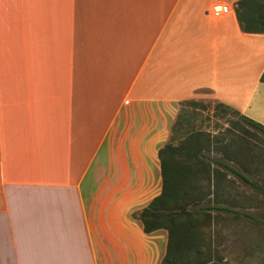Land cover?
<instances>
[{"label": "crops", "instance_id": "0c3cea01", "mask_svg": "<svg viewBox=\"0 0 264 264\" xmlns=\"http://www.w3.org/2000/svg\"><path fill=\"white\" fill-rule=\"evenodd\" d=\"M236 1L0 0V264H160L166 232L131 214L180 104L264 127V35Z\"/></svg>", "mask_w": 264, "mask_h": 264}, {"label": "trees", "instance_id": "16d2710c", "mask_svg": "<svg viewBox=\"0 0 264 264\" xmlns=\"http://www.w3.org/2000/svg\"><path fill=\"white\" fill-rule=\"evenodd\" d=\"M233 12L241 33L264 35V0H238L233 6ZM259 81L264 83V70ZM195 105L198 104L192 101L180 104L171 136L157 152L161 180L159 194L144 208L131 214V218L141 224L144 234L160 229L166 232L165 253L160 264L211 263L206 232L209 216L202 204L208 202L210 196L217 195V184L225 180L226 175L217 169H210L205 161L203 152L209 151V136L199 132L191 133L176 145L172 144V135L185 117L183 108ZM214 109L223 114H236L241 121L264 136L263 126L240 116L236 111L219 103L214 105ZM230 149L231 144L228 143L218 150L227 162L244 161L248 155V150L241 153L245 149L242 145L236 152ZM213 163L245 184H250L241 172L227 163L221 160H213ZM213 209L234 213L227 206Z\"/></svg>", "mask_w": 264, "mask_h": 264}, {"label": "rangeland", "instance_id": "374dc122", "mask_svg": "<svg viewBox=\"0 0 264 264\" xmlns=\"http://www.w3.org/2000/svg\"><path fill=\"white\" fill-rule=\"evenodd\" d=\"M195 101L198 105L183 108L185 117L172 135V144L191 133L209 136V151L203 152L205 161L210 169L226 175L214 188L217 195L202 204L209 216L206 232L210 264H264V136L236 114L214 109L209 99ZM228 143L233 152L241 145L245 148L242 154L248 150L244 161L223 159L218 150ZM213 160H221L241 172L250 184L228 174ZM218 206H227L234 213L213 209Z\"/></svg>", "mask_w": 264, "mask_h": 264}, {"label": "built area", "instance_id": "2783aa9c", "mask_svg": "<svg viewBox=\"0 0 264 264\" xmlns=\"http://www.w3.org/2000/svg\"><path fill=\"white\" fill-rule=\"evenodd\" d=\"M228 11V8L226 6H221V5H214L211 9V12L214 14V15H217V14H225L226 12Z\"/></svg>", "mask_w": 264, "mask_h": 264}]
</instances>
